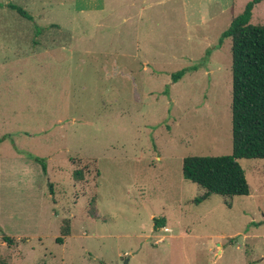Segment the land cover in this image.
<instances>
[{"label": "rangeland", "instance_id": "1", "mask_svg": "<svg viewBox=\"0 0 264 264\" xmlns=\"http://www.w3.org/2000/svg\"><path fill=\"white\" fill-rule=\"evenodd\" d=\"M249 1L0 0L34 16L0 14V260L264 264V158L239 159L249 195L197 202L183 174L233 151L220 40Z\"/></svg>", "mask_w": 264, "mask_h": 264}, {"label": "trees", "instance_id": "2", "mask_svg": "<svg viewBox=\"0 0 264 264\" xmlns=\"http://www.w3.org/2000/svg\"><path fill=\"white\" fill-rule=\"evenodd\" d=\"M263 0L249 1L244 10L234 16L230 26L222 33L232 39V144L231 154L188 155L183 160V174L205 189L200 202L218 193L224 196L249 195L250 185L239 162L242 158H264V24L251 22L253 9ZM2 5V4H1ZM20 15L33 20L34 16L14 3L7 4ZM188 71L184 68L173 73L174 81ZM47 173V160L33 157ZM82 176L76 170L75 177ZM155 228L164 227L166 218H154ZM11 244L13 237L1 233ZM0 264H8L4 259Z\"/></svg>", "mask_w": 264, "mask_h": 264}, {"label": "crops", "instance_id": "3", "mask_svg": "<svg viewBox=\"0 0 264 264\" xmlns=\"http://www.w3.org/2000/svg\"><path fill=\"white\" fill-rule=\"evenodd\" d=\"M7 4L8 3H6V2H3V6H5V8L3 9V11H0V14L2 13V12H4L7 8L6 7H8L7 6ZM2 6V5H1ZM7 19H5L4 17H0V28H2V29H5V28H9L8 27V25L6 24L7 23ZM167 220V219H166ZM168 221V220H167Z\"/></svg>", "mask_w": 264, "mask_h": 264}, {"label": "built area", "instance_id": "4", "mask_svg": "<svg viewBox=\"0 0 264 264\" xmlns=\"http://www.w3.org/2000/svg\"><path fill=\"white\" fill-rule=\"evenodd\" d=\"M165 230H170L169 228H166Z\"/></svg>", "mask_w": 264, "mask_h": 264}]
</instances>
